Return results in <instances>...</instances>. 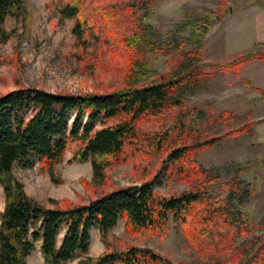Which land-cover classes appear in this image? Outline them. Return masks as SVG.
<instances>
[{
    "label": "trees",
    "instance_id": "1",
    "mask_svg": "<svg viewBox=\"0 0 264 264\" xmlns=\"http://www.w3.org/2000/svg\"><path fill=\"white\" fill-rule=\"evenodd\" d=\"M51 1L59 22L73 20L70 33L81 50L78 60L88 61L86 48L95 43H102L112 53L120 51L126 62L124 80L129 84L108 93H54L21 87L0 95V186L4 195L0 264H26L36 243L45 264L74 260L77 264H172L153 250L122 240L115 246L107 240L120 219L130 237L147 231L163 238L169 229V216L179 223L184 238L200 255L212 258L208 264L263 262L264 240L256 249L251 247V254L247 252L249 242L235 244L238 234L248 235L233 208L235 200L241 202L249 194L240 186L241 181L235 178L223 184L229 192L224 200L209 194L215 180L192 158L198 139V130L191 124L194 116L177 115L182 118L177 137L165 129L168 114L179 108L183 95L188 89L193 91L204 76L193 63L201 57L200 36L207 26L192 39L182 38L191 48L180 54L175 73L138 85L149 77L151 53L171 54L178 49L176 38L181 37L184 25L160 36L141 24L139 0H68L64 5ZM23 10L22 0H0L1 40L7 38L3 30L6 18ZM91 57L89 61H94ZM257 59L261 56L246 54L224 67L234 69ZM260 94L264 99V93ZM71 114L74 117L69 123ZM151 121L156 130H145ZM247 128L239 125L203 145L237 137ZM73 142L79 147L70 162L90 163L92 181L100 188L97 196L86 182L85 188L96 197L83 204L61 199L49 200L52 207H45L27 196L22 183L13 177L12 168L39 166L53 183L60 184L56 166ZM130 157L138 171L156 159L162 165L169 163L168 176L181 175L188 189L163 197L154 192L150 181H143L105 190L109 182L105 170ZM92 230L97 231L105 247L95 258L88 257Z\"/></svg>",
    "mask_w": 264,
    "mask_h": 264
},
{
    "label": "rangeland",
    "instance_id": "2",
    "mask_svg": "<svg viewBox=\"0 0 264 264\" xmlns=\"http://www.w3.org/2000/svg\"><path fill=\"white\" fill-rule=\"evenodd\" d=\"M57 1L64 5L68 0ZM22 2L24 10L8 16L3 24L7 38L0 39V95L21 87L54 93H108L129 84L124 80L126 62L123 53L106 51L102 43H95L86 48L88 61L78 60L81 50L70 33L73 20L59 22L51 0ZM220 5H223L222 9H219ZM138 7L141 24L160 36L173 31L176 25H184L181 37L176 38L178 49L171 54L151 53L148 57L149 77L147 81H144L146 78L139 81L138 85L175 73L180 54L191 48L182 38L192 39L207 26L204 35L200 36L201 57L193 63L204 76L193 91L188 89L183 95L179 108H173L168 114L165 129L177 137L180 132L178 121L182 119L177 115L194 116L191 124L198 130V139L192 158L215 180L209 186V194L226 199L229 192L223 184L235 178L249 192L241 202L235 200L233 208L240 214L239 221L248 233L247 237L238 234L235 244L240 246L249 242L247 252L251 254V247L256 249L264 240V99L260 94L264 93V44L255 42L256 16L264 9V0H139ZM246 54H257L261 59L242 63L234 69L224 67ZM89 56L94 61H89ZM73 117L71 114L69 123ZM239 125H247V132L203 145L204 141ZM145 130H156L153 121L146 124ZM78 147L77 142L71 143L56 166L60 184L53 183L39 166L29 169L14 166L12 175L22 183L27 196L45 207H52L49 200L86 203L97 196L100 188L92 181L89 162H70ZM168 167L169 163L162 165L160 159L139 171L131 157L113 163L105 170L109 181L105 190L150 181L154 192L163 197L186 191V180L175 173L168 176ZM155 176L158 179H154ZM83 182L93 187L96 196ZM3 207L4 195L0 186V211ZM61 233L63 235V231ZM107 240L115 246L122 240L135 247L153 250L172 264H208L212 259L200 255L186 241L179 223L172 216H169V229L163 238L147 231L130 237L124 220L120 219ZM104 250L97 231L92 230L88 257H98ZM262 261L255 264H264V252ZM26 264H45L39 243L34 245Z\"/></svg>",
    "mask_w": 264,
    "mask_h": 264
},
{
    "label": "crops",
    "instance_id": "3",
    "mask_svg": "<svg viewBox=\"0 0 264 264\" xmlns=\"http://www.w3.org/2000/svg\"><path fill=\"white\" fill-rule=\"evenodd\" d=\"M255 25H256L255 42L259 44H264V9L259 10L258 15L256 16ZM58 239H59V236H58Z\"/></svg>",
    "mask_w": 264,
    "mask_h": 264
}]
</instances>
